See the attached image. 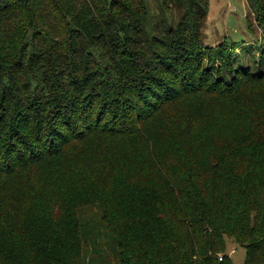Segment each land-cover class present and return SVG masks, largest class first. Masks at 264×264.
I'll list each match as a JSON object with an SVG mask.
<instances>
[{
	"label": "trees",
	"instance_id": "obj_1",
	"mask_svg": "<svg viewBox=\"0 0 264 264\" xmlns=\"http://www.w3.org/2000/svg\"><path fill=\"white\" fill-rule=\"evenodd\" d=\"M157 4L0 0V178L97 134L137 136L188 98L245 92L250 80L224 82L226 94L200 84L207 0ZM249 8L264 25V0ZM248 115L230 142L175 143L178 160L151 153L140 180L92 192L96 221L51 208L43 223L7 222L0 264H231L225 237L244 264H264V114Z\"/></svg>",
	"mask_w": 264,
	"mask_h": 264
},
{
	"label": "rangeland",
	"instance_id": "obj_2",
	"mask_svg": "<svg viewBox=\"0 0 264 264\" xmlns=\"http://www.w3.org/2000/svg\"><path fill=\"white\" fill-rule=\"evenodd\" d=\"M146 6L149 15L158 10L157 0H146ZM202 40V68L207 73L200 84L219 81L222 84L215 88L226 94L224 82L232 78L240 83L250 80L237 100L213 93L197 95L158 113L155 124H145L137 136L97 134L71 145L61 155L47 158L41 165L25 166L18 179L0 178V239L8 235L4 227L7 222L24 223L29 218L43 223L45 212L51 208L62 213L74 210L82 220L96 221V205L85 204L91 193L103 190L105 185L120 189L126 182L140 180L147 155L156 153L153 157L176 161L180 154L172 148L186 140L209 150L233 140V135L247 123L248 113L264 114V80H253L264 76V25L254 18L249 0H207ZM223 45L220 56L219 47ZM25 148L22 146L21 151ZM15 203L24 207L14 209ZM32 206L45 209L43 216ZM32 212L37 215L30 216ZM100 239L106 243L103 235ZM224 252L231 264H244V248L230 237H225Z\"/></svg>",
	"mask_w": 264,
	"mask_h": 264
}]
</instances>
